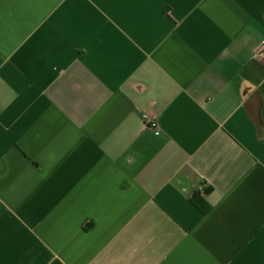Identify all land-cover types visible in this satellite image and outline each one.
Returning <instances> with one entry per match:
<instances>
[{
	"label": "crops",
	"instance_id": "1",
	"mask_svg": "<svg viewBox=\"0 0 264 264\" xmlns=\"http://www.w3.org/2000/svg\"><path fill=\"white\" fill-rule=\"evenodd\" d=\"M263 40L264 0H0V264H264Z\"/></svg>",
	"mask_w": 264,
	"mask_h": 264
},
{
	"label": "built area",
	"instance_id": "2",
	"mask_svg": "<svg viewBox=\"0 0 264 264\" xmlns=\"http://www.w3.org/2000/svg\"><path fill=\"white\" fill-rule=\"evenodd\" d=\"M256 57L260 58V59H264V40L262 42V45L259 49V51L256 53ZM144 121L146 123V126H148V128H150L155 135L159 136L161 134L160 132V127L157 123V121L154 118H151V116L144 114L143 115Z\"/></svg>",
	"mask_w": 264,
	"mask_h": 264
},
{
	"label": "trees",
	"instance_id": "3",
	"mask_svg": "<svg viewBox=\"0 0 264 264\" xmlns=\"http://www.w3.org/2000/svg\"><path fill=\"white\" fill-rule=\"evenodd\" d=\"M197 199H198V198H197ZM196 202H197L198 205H201L200 203H203L201 199H198ZM203 208H204V210H206V206H205V207L202 206V209H203Z\"/></svg>",
	"mask_w": 264,
	"mask_h": 264
}]
</instances>
